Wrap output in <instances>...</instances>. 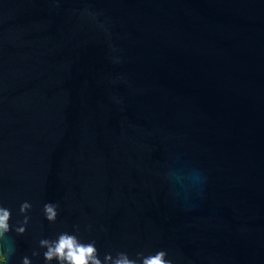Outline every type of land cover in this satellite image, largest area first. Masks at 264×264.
I'll return each mask as SVG.
<instances>
[{
	"label": "water",
	"instance_id": "obj_1",
	"mask_svg": "<svg viewBox=\"0 0 264 264\" xmlns=\"http://www.w3.org/2000/svg\"><path fill=\"white\" fill-rule=\"evenodd\" d=\"M0 205L8 264L77 227L102 260L264 264V0H0Z\"/></svg>",
	"mask_w": 264,
	"mask_h": 264
},
{
	"label": "clouds",
	"instance_id": "obj_2",
	"mask_svg": "<svg viewBox=\"0 0 264 264\" xmlns=\"http://www.w3.org/2000/svg\"><path fill=\"white\" fill-rule=\"evenodd\" d=\"M32 209V204L25 201L20 205V213L24 216L22 222L18 221L15 232L23 235L27 231V225L30 223L31 217L28 215ZM43 214L49 223H55L59 215V205L48 202L43 206ZM12 211L0 205V241L6 238V235L13 230ZM96 241L83 242L79 237V227L75 229V233L61 232L54 239L43 238L39 241L40 249H44L43 258L45 264H172L167 259L168 253L159 250L154 254L145 255L137 253L136 258L129 256L127 252H118L114 257L107 253L102 260L100 258L99 249ZM39 250L33 251L32 256L39 257ZM9 253L6 251L0 255V264H8ZM22 264H32L29 256L22 257Z\"/></svg>",
	"mask_w": 264,
	"mask_h": 264
}]
</instances>
